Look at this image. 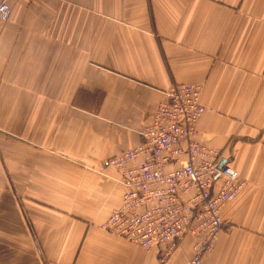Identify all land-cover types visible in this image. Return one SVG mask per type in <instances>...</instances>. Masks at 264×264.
Listing matches in <instances>:
<instances>
[{"label":"crops","instance_id":"0c3cea01","mask_svg":"<svg viewBox=\"0 0 264 264\" xmlns=\"http://www.w3.org/2000/svg\"><path fill=\"white\" fill-rule=\"evenodd\" d=\"M7 1L0 264H187L191 235L162 262L103 227L122 192L106 162L175 83L202 85L198 139L245 182L204 264H264V0Z\"/></svg>","mask_w":264,"mask_h":264},{"label":"built area","instance_id":"2783aa9c","mask_svg":"<svg viewBox=\"0 0 264 264\" xmlns=\"http://www.w3.org/2000/svg\"><path fill=\"white\" fill-rule=\"evenodd\" d=\"M12 14L0 2V20ZM201 84L175 83L165 92L135 146L108 158L122 184L121 203L103 227L167 260L184 236L195 239L187 264H204L224 230L223 212L245 182L223 154L198 139L206 111Z\"/></svg>","mask_w":264,"mask_h":264},{"label":"water","instance_id":"95a60500","mask_svg":"<svg viewBox=\"0 0 264 264\" xmlns=\"http://www.w3.org/2000/svg\"><path fill=\"white\" fill-rule=\"evenodd\" d=\"M228 162H229V159L222 158L221 161H220V163H219V168H222Z\"/></svg>","mask_w":264,"mask_h":264},{"label":"rangeland","instance_id":"374dc122","mask_svg":"<svg viewBox=\"0 0 264 264\" xmlns=\"http://www.w3.org/2000/svg\"><path fill=\"white\" fill-rule=\"evenodd\" d=\"M1 121H2V120L0 119V126H1ZM1 130H2V129H1V127H0V132H1ZM14 137H16V136H14Z\"/></svg>","mask_w":264,"mask_h":264}]
</instances>
